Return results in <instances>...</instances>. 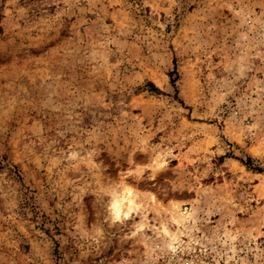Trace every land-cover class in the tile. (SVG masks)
Instances as JSON below:
<instances>
[{
  "label": "rangeland",
  "instance_id": "obj_1",
  "mask_svg": "<svg viewBox=\"0 0 264 264\" xmlns=\"http://www.w3.org/2000/svg\"><path fill=\"white\" fill-rule=\"evenodd\" d=\"M0 264H264V0H0Z\"/></svg>",
  "mask_w": 264,
  "mask_h": 264
},
{
  "label": "bare ground",
  "instance_id": "obj_2",
  "mask_svg": "<svg viewBox=\"0 0 264 264\" xmlns=\"http://www.w3.org/2000/svg\"><path fill=\"white\" fill-rule=\"evenodd\" d=\"M127 202H128L129 204H131V203H132V200L129 198V199H127ZM120 205H121V204H120V201L117 200V201L115 202V206H116L117 211H118Z\"/></svg>",
  "mask_w": 264,
  "mask_h": 264
},
{
  "label": "trees",
  "instance_id": "obj_3",
  "mask_svg": "<svg viewBox=\"0 0 264 264\" xmlns=\"http://www.w3.org/2000/svg\"><path fill=\"white\" fill-rule=\"evenodd\" d=\"M257 172H260L259 169H255Z\"/></svg>",
  "mask_w": 264,
  "mask_h": 264
}]
</instances>
